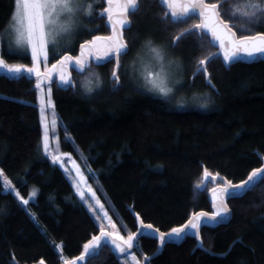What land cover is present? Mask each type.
<instances>
[{
    "label": "trees",
    "instance_id": "16d2710c",
    "mask_svg": "<svg viewBox=\"0 0 264 264\" xmlns=\"http://www.w3.org/2000/svg\"><path fill=\"white\" fill-rule=\"evenodd\" d=\"M99 1L92 10L108 7ZM243 4L221 0V19L237 36L248 28L264 32V19L248 24L239 16L235 8ZM14 7L15 0H0V58L29 65L30 56L9 49L4 38ZM163 12L158 0H138L124 31L129 57L150 40L179 61L183 84L174 101L137 91L125 79L111 85L109 63L98 66L104 80L91 93L72 82L49 83L60 149L84 164L96 197L125 235L133 236L141 221L168 235L198 212L215 213L208 191L218 182L208 178L237 184L264 160V62L226 66L215 58L200 65L215 49L206 35L189 30L197 19L173 23ZM95 21V15L83 19L88 33L75 34L72 48L51 53L49 63L74 57L82 42L110 30L105 20L91 31ZM34 81L0 71V170L11 185L0 179V264H122L119 255L134 251L148 258L144 264H264V183L227 200L230 219L204 220L199 238L189 228L180 244L166 243L157 253L159 237L145 230L131 251L121 253L108 240L98 258L79 259L100 228L65 172L43 156ZM191 97L198 107L185 105ZM201 97L209 99L207 107Z\"/></svg>",
    "mask_w": 264,
    "mask_h": 264
},
{
    "label": "snow or ice",
    "instance_id": "6c2138e0",
    "mask_svg": "<svg viewBox=\"0 0 264 264\" xmlns=\"http://www.w3.org/2000/svg\"><path fill=\"white\" fill-rule=\"evenodd\" d=\"M138 0H107L108 7L104 9L108 13V20L112 23L113 34L111 36H92L90 40H86L80 44L81 55L73 58L70 55H63L61 59L57 60L56 64L52 65L53 69L58 66H63L73 59L75 63L83 71L85 64L84 54L87 49L90 53L93 48H97L101 45L106 46L107 55L108 52H114L117 60V67H119V59L122 55H126L128 51L127 44L123 42V32H117V25L120 29H126L130 27V21L128 19L129 12H135L137 10ZM168 9L171 10L173 18H178L176 9L180 8V17H187L191 15H199L201 23L194 25L195 28L208 29L211 32L214 41H219V45L223 50V59L227 63H233L239 60V53L246 54L249 58H254L257 55L264 56V32L255 31L254 34L251 28L246 31H242L239 36L236 32H233L227 23L220 17L219 3H206L205 0H162ZM17 11L14 13L12 20L16 22V44L20 47H27L31 51L32 67H27L23 64H8L4 59L0 58V68L6 69L10 73L19 75L22 72L29 74L36 73L37 77L40 76L39 63L41 57L47 64L49 56V37H52V43H55V38L61 34L71 33L74 26L77 23V16L81 11L86 10L88 15L92 12L91 0H16ZM114 8L116 11L117 18L113 19ZM241 15L247 18V23L251 24L260 19H264V0H244L243 8L238 9ZM46 26H52L51 31H46ZM148 47L154 54V58L159 62V71H151L146 75V82L149 86L150 91H156L161 97L167 98L173 92L172 87L169 86L170 77V66H165V53L163 49L152 46V41L147 42ZM210 59V58H209ZM200 65L205 64V60L199 61ZM206 72V68H197V72ZM114 82H119V76L116 72H113ZM61 81L64 84H69L70 79L67 78L63 72H61ZM98 86V78H97ZM37 88L41 87V83L38 81L36 84ZM84 87L88 93L93 91L92 80L89 79L85 82ZM50 95L51 88L48 89ZM49 104L51 101H48ZM207 97H201L199 103L201 107H207L209 103ZM43 104V101H42ZM178 106L183 107L181 103ZM43 119V108L41 109ZM47 128V125L45 126ZM44 147L47 151L48 148V135L45 132ZM57 157H54V160ZM79 175V169H77ZM208 171L205 169L204 176H208ZM2 175V170H0ZM81 179L83 177L81 176ZM264 183V168H257L251 172L247 180L242 181L240 184L232 185L227 183L223 188L226 195H231L233 198H240L251 191L258 184ZM19 196V192L16 193ZM35 195V192L32 193ZM92 197H95V192H92ZM81 199H84L83 193H81ZM23 204H28V200L21 197ZM97 203L99 201L97 200ZM103 208V205H100ZM90 210L92 205L89 204ZM228 214V208L226 205H222L215 213L212 214L209 219L213 222L217 221L218 218L224 217ZM104 216L108 218L111 223V217H108L107 212ZM208 216L207 213L201 212L194 214L193 218L189 220L188 224L181 228H173L171 233L180 237L186 232L187 229L194 230V234L199 238V230L201 227V218ZM99 218V217H98ZM143 225V222L141 221ZM115 228V225H112ZM144 227L152 229V225L148 224ZM159 232V229L155 230ZM165 233H159L160 245L163 246L165 241ZM108 237H111V244L115 245V248L120 252H125L127 248L133 247L134 236L129 235L127 240L120 236L118 232H106L103 225L100 228V235L93 236L89 243L84 245V254L80 257L81 260H90L92 258H98L103 245L109 241ZM136 259L135 256L132 257ZM148 259L147 257L145 258Z\"/></svg>",
    "mask_w": 264,
    "mask_h": 264
},
{
    "label": "rangeland",
    "instance_id": "374dc122",
    "mask_svg": "<svg viewBox=\"0 0 264 264\" xmlns=\"http://www.w3.org/2000/svg\"><path fill=\"white\" fill-rule=\"evenodd\" d=\"M98 1L99 0H91L92 4H96V3H98ZM213 1L214 0H209L208 3H214ZM216 2L220 4L221 0L215 1V3ZM99 3H100V1H99ZM105 7L106 6H102L100 9H96L95 11L92 10L91 15H88L86 10L81 11L77 16V23L74 26L73 31L71 33L61 34V35L57 36L55 38L54 44L52 43V37L50 36L49 37V55L51 53H54V55L62 54L64 51L69 50L74 45L72 42V39H73V36L75 34H77V36H79L83 32L88 33L89 28L83 27V25H82L83 19L90 18V17H92V15H95L98 22L99 21H105V15H108V13L104 11ZM242 8L243 7L239 8L238 6H236V8H235L236 11L238 12V14H240L239 16H241V12L238 11V9H242ZM16 11H17V8H16V0H15V7H14L12 17ZM160 16L163 18H166L165 12H163V14L160 13ZM12 17H11V20H10L9 25L7 27L4 38H5V40H7L9 49L16 51V52H20V53H26L30 56L31 63L29 65H26V66L32 67L33 64H32V57H31L30 49L27 47H20L16 44V37H17L16 27H17V24L15 21L12 20ZM134 17L135 16H131L130 19L133 20ZM87 21H89V20L87 19ZM98 22L95 21V23H96L95 28H93V30H91V31H94V32L97 31ZM196 23H197V21L193 20V21L189 22L187 26L190 29ZM175 28H176V32H175V36L173 38L176 41V38H177L176 33H178L180 28L178 26ZM51 29H52V26H46V31H51ZM186 30H187V28H186ZM128 32L129 31H124L123 36H122L123 42H125L127 44V47H128L127 52L128 53L126 55H123L119 59V67H117L116 70H115V64L113 62L110 63L112 65L109 66V75H108V77H106V79L110 83L112 82L113 84H111V85H113V86L117 85L118 83H120L122 80L125 79L128 81L129 85L132 86L133 89H135L137 91L142 90L146 94H150V95L158 96L160 98H164V97H161L156 91H154V90L150 91L149 86L146 82V75L148 72L159 71V62L154 58V54L151 52L147 43H140L139 42V45H138L139 48H138L137 54L129 57V52H130V49H129L130 48V40L129 39L130 38H129ZM180 32H182V31H180ZM105 34L106 33H104L103 35H105ZM99 35L100 34H97L96 36H99ZM90 39L91 38H89V40ZM170 44L173 45V40ZM152 46L163 49V51L165 53V66L166 67H168L169 62H171L169 86L172 87L173 92L169 95V97L164 98V99L174 101V99L177 96L178 91L180 90V88L182 87V84H183V82H182L183 78H182V71H181L180 63L177 59H175L172 56V54L166 48L162 47L161 45L154 44V43H152ZM95 50L99 54H102L104 51H106V46L101 45V46L95 48ZM77 52H78V50H77ZM102 56L104 57L103 54H102ZM61 57H62V55H61ZM74 57H79V53L77 55H75ZM48 59H49V56H48ZM59 59H61V58H59ZM17 64H21V63H17ZM53 64H56V63L54 62ZM53 64L49 63L48 60H47V64H45V62L43 61V57H41V60L39 63L40 76L37 77L34 81V87L36 89V95H37L36 106L38 108L40 119H41V124H42L41 149L44 152L43 156L48 158L51 162L57 164L65 172L70 183L72 184V187H73L75 193L80 198L82 203L86 206V208L88 209V211L90 212L92 217L95 219L99 228H101V225H103L104 230L106 232H118L120 236L124 237V239L127 240L129 234L125 235L124 233H122V230L120 231L119 227L116 224H114L112 222V220L110 223L108 218L104 216V213L107 211L104 209V207L103 208L100 207V205H102L100 202L97 203L98 198L96 197V195H95L96 198L92 197V192H94V189H93L91 183L89 182V180L87 178L88 172H87V169L85 168L84 164L75 160L73 158V156H71L69 153H66V152L63 153L61 151L60 146H59L60 143H59V140L57 137V127L59 125V122H58V118H57V115H56V112H55V109H54V106L52 103L51 93H50V95L48 93V89L50 88V86H49V83L46 82L47 79H51L53 77H54V80L58 79L60 82H62L60 77H61V72H63V74L67 78L70 79V82H72L75 87L79 88V90H81L82 92H87L85 87H84V84L87 80H89V79L92 80L93 89L97 88L98 86H100L103 83V80H104V78L102 76L103 70L100 72L98 67L93 66V68L83 69V71H81L80 69L78 70L73 65L76 72L74 73L73 77L70 78L62 67L59 68L58 71L53 69L52 68ZM67 64H65V65H67ZM69 65H71V67H72V63H70ZM84 65H86V64H84ZM192 68H193V65H192L191 69ZM0 71L7 73L9 75H17L15 73L8 72L4 68H0ZM113 72H116V74L120 78L118 83H115L114 81H112ZM193 72H194V70H193ZM22 73L23 74H29L27 72H22ZM31 75H36V73H31ZM97 78H98V86H97ZM38 81L41 83L40 88L36 87V84ZM49 100L51 101L50 104L48 102ZM42 101H43V104H42ZM179 104L180 103H176L175 106L177 108H180V106H178ZM185 105L193 107V108L195 106L198 107V105H196V102L194 101L193 97H191ZM42 108H43V119H42V114H41ZM46 125H47V128L45 127ZM46 131H47V135H48L47 151L45 150V147H44V137H45ZM54 157H57V159L54 160ZM77 169H79V175L77 173ZM81 176L83 177V179H81ZM0 179L8 187L11 186L9 180L5 177V175L3 173H2V175H0ZM219 184L220 183H218L217 185H219ZM33 192H34V190L32 191V193ZM32 193H31V196L29 198L30 200H33L34 196H35V195H32ZM81 193H83L84 199H81ZM89 204L92 205V210H90ZM108 217H109V215H108ZM113 224L115 225V228L112 227ZM169 236L174 237L173 235H169ZM83 254H84V248H83ZM133 256L136 257L135 260L132 259ZM119 259H120L122 264H144L145 257L140 255L138 252L134 251V252L126 253L123 255L120 254Z\"/></svg>",
    "mask_w": 264,
    "mask_h": 264
},
{
    "label": "water",
    "instance_id": "95a60500",
    "mask_svg": "<svg viewBox=\"0 0 264 264\" xmlns=\"http://www.w3.org/2000/svg\"><path fill=\"white\" fill-rule=\"evenodd\" d=\"M158 1H159L160 5L163 7V9L165 10V15L168 16V17L171 19V21H172L173 23H181V22H185V21H187V20L190 19V18H196L197 21H198V23H201V19H200L198 13H197V15H191V14H189V16H187V17H180V12H181V9H180V8H177V9H176L177 14H178V18H173L172 15H171V10L168 9V7H167L165 4L162 3V0H158ZM205 2L207 3V0H205ZM113 18H114V15H113ZM107 22H108V24H109L110 27H111V32L113 33V26H112V23H110L109 20H108ZM198 23H197V24H198ZM225 23H226V22H225ZM227 24H228V23H227ZM195 25H196V24H195ZM228 25H229V24H228ZM229 27H230V25H229ZM230 28H231V27H230ZM189 30H190V31H199V32H201L202 34L206 35V36L210 39V42H211L212 47L215 49V51L205 59V64H204V65H206L209 61H211V60H213V59H215V58H220L221 61H222V63H223L224 65H226V66H228V65H233V64H235V63L253 64V63H257V62H264V56L257 55V56H255L254 58H249L246 54H244V53L241 52V53H239V60H238V61L233 62V63H227V62H225L224 59H223V50L221 49V47H220V45H219V41H214V40H213V37H212V35H211V32L208 31V29H206V28H205V29H199V28H195V27L193 26V27L190 28ZM120 31H121V29H120L119 26L117 25V32H120ZM232 31H233V30H232ZM233 32H234V31H233ZM122 56H123V55H122ZM111 58H114V60H115V70H116V69H117V60H116V56H115V54H113V55H111V56H108L105 60H102V62L109 61ZM209 58H210V59H209ZM204 65H203V66H204ZM22 74H23V73H20V75H22ZM27 75L30 76V77H32V78H34V79L37 78V75H29V74H27ZM12 78H15V76H13ZM53 81H54V77L51 78V79H47L46 82H47V83H50V82H53ZM259 168H264V160H263V164H262V166H260ZM250 174H251V173H250ZM250 174H249V175H250ZM247 178H248V177H247ZM247 178H246V180H247ZM208 179H209L210 181H212V182H218V183H220L219 185L214 186L213 188H211V189L208 191V199H209L210 204L213 206L214 209H217V208L219 209V208H221L222 205H226V206H227L226 201L229 200V199H233V197H232L231 195H226V194L224 193V191H223V188H224V187L226 186V184L229 183V182H227L224 178H222V177H218V176H215V177L210 176ZM244 181H245V180H244ZM240 183H241V182H240ZM240 183H237V184H240ZM230 184H231V183H230ZM237 184H232V185H237ZM247 192H248V191H247ZM227 208H228V206H227ZM198 213H201V212H198ZM198 213H196V214H198ZM204 213H205V212H204ZM207 214H208V216H206V217H202V218H201V225H202V223H203L204 220H210L209 217H211L212 214H210V213H207ZM193 216H194V215H192V216L189 218V220H191V219L193 218ZM230 216H231V212H230V210H229V208H228V214H227L226 216H224V217L218 218L217 221H215L214 223H218V224H224V223H227V221L230 219ZM189 220H188L184 225L188 224ZM146 225H147V224H146ZM184 225H183V226H184ZM138 226H139V227H138V231H137L135 234H133V236H134V239H133V247H132V248H127V246L124 245V247H125V249H126L125 252L131 251V250H133V249L136 247V242H137L138 238L140 237V235H141L145 230H150V231L154 232L158 237H159V233H161V232H156L155 229H154L153 227H152V229H148V228L144 227L145 225H144V224L142 225L141 222H139ZM183 226H182V227H183ZM188 230H189V229H187L186 232H185L184 234H182L180 237H176V236L172 237V236H169V235L166 234V235H165V241H166V243L180 244V243L185 239ZM99 235H100V234H99ZM99 235H98V236H99ZM106 239H108L109 241H111V237H108V238H106ZM166 243H165V244H166ZM165 244H164V245H165ZM164 245H163V246H164ZM163 246L160 245V241H159L157 253L160 252V250L162 249ZM118 251H119V250H118ZM119 252H120V251H119ZM121 253H124V252H121ZM81 256H82V255H81ZM79 259H80V258H79Z\"/></svg>",
    "mask_w": 264,
    "mask_h": 264
},
{
    "label": "flooded vegetation",
    "instance_id": "af4514ba",
    "mask_svg": "<svg viewBox=\"0 0 264 264\" xmlns=\"http://www.w3.org/2000/svg\"><path fill=\"white\" fill-rule=\"evenodd\" d=\"M209 0H207V3H208ZM115 9V8H114ZM131 12H129L128 14V19L130 17V14ZM117 18V15H116V11L114 10V18L113 19H116ZM101 20V19H100ZM105 20L108 21V15H105ZM119 26V25H118ZM120 28V27H119ZM122 32H124V29H121ZM108 34V35H107ZM113 33L111 32V29L109 31H107V33L105 35L103 34H100L99 36H102V37H107V36H111ZM84 43V42H83ZM82 44V43H81ZM106 51H104L102 54L104 55V57L102 56V54H99L98 52H96L95 48L92 49V51L89 53L88 50L86 49L85 50V54H84V61H85V64L83 69H90V68H93L94 67H98L99 65H102V64H106V63H114L115 64V60L114 58H111L109 61H106V62H102V60H105L108 56H111L113 54H115L114 52H108V54L106 55L105 54ZM78 53H79V56L81 55V50H80V45L78 46ZM128 53V52H127ZM122 57V56H121ZM120 57V58H121ZM75 58V57H73ZM70 63H72V67L71 65H69ZM79 70L80 67L76 65L75 63V59H73L71 62H69L67 65H63L62 68L65 70V72L67 73V75L72 78L74 73L76 72V70L74 69V66ZM59 68H61V66H58L55 70H59Z\"/></svg>",
    "mask_w": 264,
    "mask_h": 264
},
{
    "label": "bare ground",
    "instance_id": "6f19581e",
    "mask_svg": "<svg viewBox=\"0 0 264 264\" xmlns=\"http://www.w3.org/2000/svg\"><path fill=\"white\" fill-rule=\"evenodd\" d=\"M211 43V42H210Z\"/></svg>",
    "mask_w": 264,
    "mask_h": 264
}]
</instances>
